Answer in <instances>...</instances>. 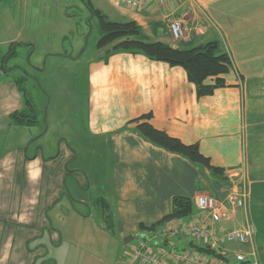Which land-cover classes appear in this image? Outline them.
Returning a JSON list of instances; mask_svg holds the SVG:
<instances>
[{
    "label": "crops",
    "instance_id": "0c3cea01",
    "mask_svg": "<svg viewBox=\"0 0 264 264\" xmlns=\"http://www.w3.org/2000/svg\"><path fill=\"white\" fill-rule=\"evenodd\" d=\"M111 1L119 7L122 22L134 20L141 26L146 41L181 49L219 41L234 65L226 76L227 87L199 98L181 67L139 54L112 55L90 75L87 125L89 139L109 143L112 154L102 157L109 169L88 172L70 139L58 145L57 154L48 155L50 145L38 146L36 132L31 131L34 125L11 119L25 108V100L12 71L0 72V264H37L45 249L32 247V242H39L46 231L54 243H64L49 213L65 200L74 211V202L80 201L87 210L68 231L71 241L86 232L82 237L93 242L95 225L103 239L120 236L126 244L137 239L131 249L146 241L154 248L158 243L178 251H198L203 242L185 237L166 240L159 234L200 218L197 195L223 200L227 188L241 178L249 185V212L264 264V0H171L166 5L146 0L142 10ZM185 14L189 16L186 37L174 41L167 17ZM149 113L155 128L186 144L198 143L212 164L224 169L225 178L145 141L130 121ZM79 137L85 138L84 133ZM75 184L112 193V200L108 196L97 200L102 228L93 221L87 202L74 200ZM175 196L193 200L196 213L191 220L169 222L156 232L139 229L140 223L150 226L171 213ZM58 213L71 216L63 206ZM239 216L240 210L235 221L240 222ZM229 223L223 226L228 229ZM68 248L75 253L74 245ZM127 264L139 263L129 259Z\"/></svg>",
    "mask_w": 264,
    "mask_h": 264
},
{
    "label": "rangeland",
    "instance_id": "374dc122",
    "mask_svg": "<svg viewBox=\"0 0 264 264\" xmlns=\"http://www.w3.org/2000/svg\"><path fill=\"white\" fill-rule=\"evenodd\" d=\"M89 2L111 21L124 20L119 7L111 0H0V54L7 55L16 44L15 55L8 58L6 66L12 69L14 79L27 78L25 89L38 110V123L31 130L36 132L38 146L50 145L48 155L57 154L58 145L66 144L70 139L71 147L80 154L81 166L88 172H99L109 169L108 162L102 157L111 155L112 150L106 141L88 138L90 75L97 65L108 63L112 55L107 58V49L98 48L103 31ZM80 133H84L85 138L80 139ZM75 185L78 191H75L74 200H85L93 211V221L102 228L104 222L97 200L105 196L112 200V193L97 189L89 191V188ZM215 190L218 195L220 188ZM60 206L70 211L71 216L60 215ZM74 206L75 211L65 200L58 204L56 211H50L49 218L54 229L64 235V243H54L46 231L39 242H32V247L45 249V256L37 264H127L129 249L137 239L128 244L120 236L103 239L104 234L95 225L93 242H87L86 232H79L73 241L67 238L68 231L80 222V214L87 211L81 201L74 202ZM234 226V221L226 225ZM256 237L255 247L261 264ZM71 245H74L75 253L74 249L68 248ZM206 256L218 262L212 255Z\"/></svg>",
    "mask_w": 264,
    "mask_h": 264
},
{
    "label": "trees",
    "instance_id": "16d2710c",
    "mask_svg": "<svg viewBox=\"0 0 264 264\" xmlns=\"http://www.w3.org/2000/svg\"><path fill=\"white\" fill-rule=\"evenodd\" d=\"M89 8L94 16L99 19L103 36L98 42L99 49H107V58L110 55L126 52L134 55H143L150 60L166 63L171 67H181L189 81L193 83L199 98L211 96L216 90L227 87L226 76L234 69L230 54L223 48L219 41H210L189 49L175 48L161 41L150 42L143 39L141 26L134 20L114 22L89 2ZM7 55L0 54V72L8 74L12 69L7 68L10 56L15 55L13 49ZM26 77L15 79L25 100V108L11 115V119L22 125L33 126L38 123V110L34 102L28 97L25 89ZM152 113L142 115L130 121L136 124L138 134L147 142L180 155L189 162L208 169L213 175L225 178L223 168L212 164L209 157L205 156L198 143L186 144L179 138L170 136L167 132L159 130L151 123ZM193 200L186 196H175L172 200V211L160 221L147 226L139 224L140 230L159 231L161 226L177 220H191L195 215ZM200 253L211 254L205 247L197 246Z\"/></svg>",
    "mask_w": 264,
    "mask_h": 264
},
{
    "label": "built area",
    "instance_id": "2783aa9c",
    "mask_svg": "<svg viewBox=\"0 0 264 264\" xmlns=\"http://www.w3.org/2000/svg\"><path fill=\"white\" fill-rule=\"evenodd\" d=\"M159 5H166L171 0H154ZM118 4L135 10H142L146 0H118ZM189 16L169 15L167 22L174 41L186 37V22ZM250 189L245 178L232 184L223 200L211 194H199L195 198L200 218L180 226L163 229L159 237L172 239L185 237L203 242L211 254L194 250H175L156 243V248L146 241H141L131 249L129 257L139 264H259L255 247L257 229L249 212ZM242 211L241 221H235V215ZM237 222L233 228H225V222ZM240 245V247L238 246ZM235 246V247H234ZM248 247V248H246ZM212 255L217 259H209Z\"/></svg>",
    "mask_w": 264,
    "mask_h": 264
},
{
    "label": "water",
    "instance_id": "95a60500",
    "mask_svg": "<svg viewBox=\"0 0 264 264\" xmlns=\"http://www.w3.org/2000/svg\"><path fill=\"white\" fill-rule=\"evenodd\" d=\"M125 243H127V240H125Z\"/></svg>",
    "mask_w": 264,
    "mask_h": 264
},
{
    "label": "flooded vegetation",
    "instance_id": "af4514ba",
    "mask_svg": "<svg viewBox=\"0 0 264 264\" xmlns=\"http://www.w3.org/2000/svg\"><path fill=\"white\" fill-rule=\"evenodd\" d=\"M93 14V13H92ZM94 15V14H93Z\"/></svg>",
    "mask_w": 264,
    "mask_h": 264
}]
</instances>
